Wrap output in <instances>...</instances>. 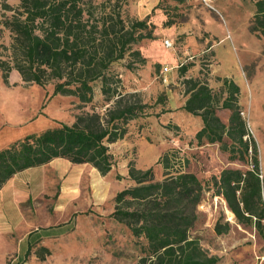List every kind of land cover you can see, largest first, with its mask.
<instances>
[{
	"label": "trees",
	"instance_id": "obj_1",
	"mask_svg": "<svg viewBox=\"0 0 264 264\" xmlns=\"http://www.w3.org/2000/svg\"><path fill=\"white\" fill-rule=\"evenodd\" d=\"M182 3L184 0H174ZM126 0H20L11 6L0 0V73L8 84L15 71L29 85H52V96L77 101L74 122L31 134L0 151V188L14 174L43 166L55 158L72 164H86L101 176L113 166L108 144L123 138L126 126L149 108L133 94L118 91L120 80L110 74L111 66L130 58L128 69L144 65L145 59L134 47L142 40H153V25L147 19L135 20L123 11ZM255 15L249 32L264 36V0L255 2ZM169 25V23H166ZM185 70L184 68L182 69ZM100 82L105 97L103 112L92 105L94 84ZM188 98L183 110L202 121L195 134L198 143L221 144L229 160L250 166L247 170L224 169L212 177L215 195L221 196L239 224L249 225L264 235V186L260 178L258 152L245 121L237 108L238 87L223 81L227 97L219 98L199 80L187 79ZM87 105L90 111H83ZM230 111L227 124L216 115ZM227 139L228 143L224 142ZM182 159L176 150L165 152L157 164L166 177L154 181L151 169L128 168L134 186L114 197L110 217L125 225L135 237L147 243L144 255L135 264H217L189 231L197 220L196 208L205 185L192 173L175 169ZM233 214V215H232ZM217 233L220 231L217 230ZM53 233H32V243ZM39 258L49 251L39 248ZM42 253V254H41ZM38 254V253H37Z\"/></svg>",
	"mask_w": 264,
	"mask_h": 264
},
{
	"label": "rangeland",
	"instance_id": "obj_2",
	"mask_svg": "<svg viewBox=\"0 0 264 264\" xmlns=\"http://www.w3.org/2000/svg\"><path fill=\"white\" fill-rule=\"evenodd\" d=\"M19 1L8 0L11 6H17ZM126 1L125 15L135 20L147 19L154 26V39L142 40L134 47L145 59L144 65L128 69L131 60L125 56L111 66L109 73L120 80L118 91L135 95L149 108L142 117L127 124L122 139L108 144L113 166L101 177L102 189L96 204H89L93 200L91 178L85 173L82 199L70 212L76 213L62 235L49 239L50 253L37 264H135L144 255L147 243L110 217L114 197L134 186L127 175L130 166L141 171L151 169L154 181L163 180L167 172L157 161L169 150H176L182 159L175 169L194 174L205 185L190 238L196 239L209 256L216 257L217 264H264V235L249 225L239 224L233 214L231 218L225 200L215 195L211 182L224 169L244 171L250 166L229 160L219 143H198L195 134L202 128L201 118L182 108L188 98L187 79L205 84L219 98V106L228 95L223 81L234 83L239 89L237 108L255 141L264 186V36L249 32L258 0H217V12L197 0H159L150 11L144 0ZM164 41L171 46L166 47ZM7 86L18 91L26 117L44 112L53 88L50 84H25L14 72L9 74ZM100 86V82L94 84L92 105L103 112L108 105L103 106L105 97ZM73 110L76 115L80 112L75 106ZM83 111H90V106ZM216 115L227 124L230 111L218 109ZM224 142L228 143L227 139ZM47 203L41 204L47 210L56 205L55 199Z\"/></svg>",
	"mask_w": 264,
	"mask_h": 264
},
{
	"label": "crops",
	"instance_id": "obj_3",
	"mask_svg": "<svg viewBox=\"0 0 264 264\" xmlns=\"http://www.w3.org/2000/svg\"><path fill=\"white\" fill-rule=\"evenodd\" d=\"M158 1L144 0L143 4L149 3L150 11ZM154 49H158V45H154ZM12 72L19 77L15 71ZM1 80L0 151L28 135L61 125L70 126L74 122L76 113L73 108L77 105L74 98L52 96L51 92L44 112L26 117L22 113L21 99L16 94L18 91ZM54 98L57 99L52 101ZM86 172L91 178L93 194L89 204H96L100 199L102 176L89 165L72 164L61 158L16 173L1 186L0 264H37L43 261L46 256L39 258L38 250L45 248L50 253L47 242L62 235L63 228L76 213L70 214L74 204L82 199V182ZM54 199L56 205L50 210L41 205ZM56 230L58 234L55 236L44 237L35 243L28 239L32 233H53Z\"/></svg>",
	"mask_w": 264,
	"mask_h": 264
},
{
	"label": "built area",
	"instance_id": "obj_4",
	"mask_svg": "<svg viewBox=\"0 0 264 264\" xmlns=\"http://www.w3.org/2000/svg\"><path fill=\"white\" fill-rule=\"evenodd\" d=\"M202 4L205 8H207L210 11L217 12L216 8L214 7L215 0H197ZM164 45L166 47H170L171 44L168 41H164ZM164 72H167V69H164ZM261 178V177H260Z\"/></svg>",
	"mask_w": 264,
	"mask_h": 264
}]
</instances>
